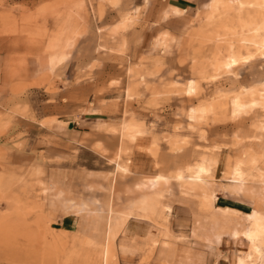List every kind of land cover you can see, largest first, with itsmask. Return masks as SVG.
Returning <instances> with one entry per match:
<instances>
[{"label":"rangeland","instance_id":"rangeland-1","mask_svg":"<svg viewBox=\"0 0 264 264\" xmlns=\"http://www.w3.org/2000/svg\"><path fill=\"white\" fill-rule=\"evenodd\" d=\"M175 1L0 0V264H154L264 214V0Z\"/></svg>","mask_w":264,"mask_h":264},{"label":"crops","instance_id":"crops-1","mask_svg":"<svg viewBox=\"0 0 264 264\" xmlns=\"http://www.w3.org/2000/svg\"><path fill=\"white\" fill-rule=\"evenodd\" d=\"M203 2H206V5L209 7L211 0H176L174 3H169V6L179 7L183 11H186V9L193 8L195 5L199 3H203ZM166 13L168 17L173 15L171 13L170 8L165 11V15ZM63 57H64V54H63ZM63 57H60L59 60H61ZM7 88H9V83L8 81H6L5 75L0 69V94L7 93L8 92ZM90 118L92 120L105 119L104 117H102V115H98L97 113H91ZM130 124L133 125L132 123L129 122L127 124V127ZM222 194L223 193H220V195L222 196V200H223V204L221 206L228 207L231 209V211L234 210L232 212L238 213L242 216H246L247 213L250 211L247 209L248 205H246L241 199L235 196H229L226 194L222 195ZM136 212L140 216H144L147 214V212H143L141 210H138ZM131 221L132 219L131 218L129 219V217L122 218L121 223L123 224H122L121 229L124 235L126 234L127 229L130 228V225L133 223ZM206 225H209V223L205 224V227L203 228L202 237H199L198 235H196L195 233L196 231L193 230L189 232V236H188L189 239L187 238L189 241L168 240V239L154 241V242H158L157 246L151 252V254L153 252L155 254L154 264H229L231 257L228 256L229 255L228 249L231 251L233 244H234L233 247H236L235 242H233V240L230 238L229 235L222 242H218L216 238H212L210 240L207 239L206 238L207 236L205 234ZM227 234H229V232ZM197 238H200V239H197ZM216 246L222 247V248H219L221 251V254H218V251L215 248ZM223 246L225 247L231 246V248L223 249Z\"/></svg>","mask_w":264,"mask_h":264},{"label":"bare ground","instance_id":"bare-ground-1","mask_svg":"<svg viewBox=\"0 0 264 264\" xmlns=\"http://www.w3.org/2000/svg\"><path fill=\"white\" fill-rule=\"evenodd\" d=\"M239 3L242 4L243 1L240 0ZM263 4H264V1H263ZM258 29L259 28H256L255 32H258ZM251 42H253L255 45H257L258 48L264 49V39L260 41V40H257V38H256V39H252ZM249 56H251V55H249ZM248 58L249 57L247 55L246 56L240 55V54H238L236 56L232 55V56H230L229 61L227 63H224V64L221 63L220 66H223V67L229 69L231 67L236 66L237 64H239L243 60L247 61ZM237 98H236V100L239 99V98L238 99ZM254 103H256V102H254ZM232 104H235L236 111H240L244 108L243 106H246V104L244 105L240 101H236V102L234 101V103H232ZM207 109H210V108L204 106V107H201V108L195 110L194 113H197V115L198 114L202 115L203 113H205L207 111ZM234 111H235V109H234ZM205 172H206L205 167L200 165L197 173L195 174V178L197 180L203 182V178H202L201 174H203ZM235 174H236V176H238L235 178V180H237V182H239L241 185H245L244 172L242 171V169L237 168L235 170ZM181 176L182 175H179V177H181ZM238 186H239V184H238ZM199 187H201L199 184H194L192 188L194 190V189H197ZM262 189H263L262 194H264V187ZM202 191H203V189H202ZM250 224H252V223H250ZM250 227L251 228H249L248 230L243 228V230L241 229V231H239L238 229H235V231L232 234V240H233V242H235V245H237V244L240 245L239 246L240 247L239 248L240 249V255L237 256V262L235 264H264L262 262L263 257H264V214L256 212L255 216L253 217V224ZM111 231H112V229H111ZM110 238H111V236L109 237V240H110ZM240 241H245L246 247L243 244L239 243ZM105 264H106V262H105Z\"/></svg>","mask_w":264,"mask_h":264}]
</instances>
